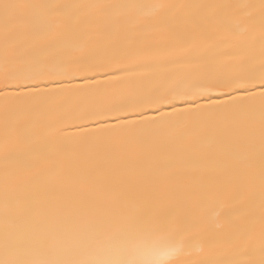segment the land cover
I'll return each instance as SVG.
<instances>
[{"label": "snow or ice", "instance_id": "1", "mask_svg": "<svg viewBox=\"0 0 264 264\" xmlns=\"http://www.w3.org/2000/svg\"><path fill=\"white\" fill-rule=\"evenodd\" d=\"M0 264H264V0H0Z\"/></svg>", "mask_w": 264, "mask_h": 264}, {"label": "bare ground", "instance_id": "2", "mask_svg": "<svg viewBox=\"0 0 264 264\" xmlns=\"http://www.w3.org/2000/svg\"><path fill=\"white\" fill-rule=\"evenodd\" d=\"M219 2H233V0H219ZM252 2H258V0H252Z\"/></svg>", "mask_w": 264, "mask_h": 264}]
</instances>
